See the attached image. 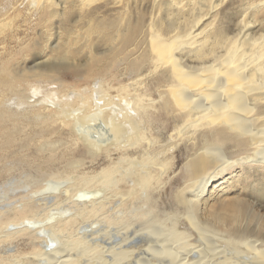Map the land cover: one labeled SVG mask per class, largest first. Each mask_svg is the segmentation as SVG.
<instances>
[{"label":"bare ground","instance_id":"1","mask_svg":"<svg viewBox=\"0 0 264 264\" xmlns=\"http://www.w3.org/2000/svg\"><path fill=\"white\" fill-rule=\"evenodd\" d=\"M227 1L0 0L1 169L48 182L0 264H264V2Z\"/></svg>","mask_w":264,"mask_h":264},{"label":"rangeland","instance_id":"2","mask_svg":"<svg viewBox=\"0 0 264 264\" xmlns=\"http://www.w3.org/2000/svg\"><path fill=\"white\" fill-rule=\"evenodd\" d=\"M244 1L245 0H229V1H227V3H225V5L223 6V8L224 9L225 8H227V9L230 8L228 11L231 12V13H233V14H235L236 12H238V15L235 16V17H233V18H235V20H238L239 17L241 18V16H242V14H241L242 13L241 6H244L245 4H251V2H252V4H254V3L259 4L260 2H264V0H260V1L259 0L258 1L257 0H246L245 3H244ZM148 14H149V11H148ZM236 17H238V19H236ZM147 18H149L148 15H147ZM251 18H252V20H250ZM250 19L249 20L251 22H254V20H255L254 24L256 22H257V24H259L258 21H256L257 19L256 18H253L252 15H251ZM57 24L58 23H56V25ZM56 44H57V41L54 40V41H52L50 43V47L52 48ZM37 53H33L32 52L31 58H29V59L26 58V60H29L28 64L30 66L29 65L28 66L30 68L33 67V66H35L36 64H42L45 61V59H42V58L40 59V57H42L43 54L41 56H39L40 55L39 54V51H37ZM30 59H33V60H30ZM41 60H43V61H41ZM34 61H35V63L33 64ZM39 96H41V95H39ZM10 103H11V105H13L12 102H10ZM29 133L32 134V135H28L29 137H33V138H36V139L39 138V135H37V132L36 131H30ZM25 136L26 135H21L22 139H24ZM31 151H34V150H31ZM30 153H32V152H30ZM44 154H42L44 156V157L43 156L42 157L45 159V157L47 156V154H45V155ZM180 160H181V158L179 159V163H178L179 166L178 167L179 168H182V165H184L185 162L183 161V159L181 161ZM17 163L18 162H16V163L14 162V165L16 164L15 165V167H16L15 171H13L12 173H5V171L1 169V166L3 165V163L0 162V214L3 213V212L4 213H8L9 210H11L14 205L20 206L24 198H28L31 195L33 196V194L38 195V193H40L38 196H35V197H39V196L41 197V191H42V194H43L44 189L46 188V186H48V184H46L48 182L45 180V178L42 179L41 177H39V175L36 172V168L35 167L28 166V164H26L25 161L22 162V163H20V164H17ZM11 164H12V162H11ZM34 177L35 178H38L39 181L38 182H34L33 181L35 179ZM177 183H179V184H177ZM177 183H176L177 186L182 184V182H177ZM240 189H241L240 186H236L235 188L231 189V191H232V193L236 194L235 192L238 191V190H240ZM246 191H245L246 193H249L250 192V190H246ZM245 192L242 191V192L239 193V195L244 197V195H246ZM257 200L258 199H256V201ZM257 202H260V201H257ZM261 203H260L261 206L263 205L262 207H264V200L261 201ZM51 206H54V207H51ZM7 207H8L9 210L7 209ZM65 210H66V208H65L64 204L60 205V207L57 208L54 203H51V204H48L46 208L45 207L41 208L40 209V214H42L41 216L42 217H45V219H46L48 216H51V214H58V213L60 214V212L61 213H64ZM92 221L88 222L87 224H85V221L84 222H81L78 225L81 228L79 229V227H77V229L79 230V232L82 231V230H84L85 227H88V226H91V225L93 226L94 223L97 222L96 219H95L96 222L95 221L92 222ZM4 223H5L4 218H0V232H2L3 230L6 229V226L4 225ZM25 223L27 224V222H25ZM77 229H76V232L78 233V230ZM11 249H13L14 251H11L9 253H6V251H4V253L1 254V257L5 261H8L9 262V261L13 260V257H18V256H22L23 258L24 257H29L28 254H30V252L33 251L32 250L33 249L32 246L29 245V244H27V243H25V244L22 243L21 245L12 246ZM29 258H33V257L30 255ZM25 263H27V261H25Z\"/></svg>","mask_w":264,"mask_h":264}]
</instances>
